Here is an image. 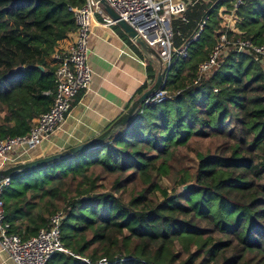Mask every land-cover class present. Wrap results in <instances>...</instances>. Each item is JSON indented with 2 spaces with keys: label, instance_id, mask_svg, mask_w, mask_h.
<instances>
[{
  "label": "trees",
  "instance_id": "16d2710c",
  "mask_svg": "<svg viewBox=\"0 0 264 264\" xmlns=\"http://www.w3.org/2000/svg\"><path fill=\"white\" fill-rule=\"evenodd\" d=\"M230 1L198 3L187 22L174 21L175 46L189 42L188 54L175 58L164 82L179 94L145 106L94 148L11 176L4 200L12 231L31 238L64 207V244L93 264H264V73L250 55L231 52L194 84L220 35L218 11ZM84 3L0 0V138L28 133L51 107V58ZM238 14L237 35L264 43V0L248 1ZM147 70L156 80L151 60ZM195 139L215 146L197 150L192 173L176 160L184 162L181 148ZM161 176L196 185L171 194ZM49 264L87 263L58 252Z\"/></svg>",
  "mask_w": 264,
  "mask_h": 264
},
{
  "label": "built area",
  "instance_id": "2783aa9c",
  "mask_svg": "<svg viewBox=\"0 0 264 264\" xmlns=\"http://www.w3.org/2000/svg\"><path fill=\"white\" fill-rule=\"evenodd\" d=\"M108 5L125 20L134 32L145 39L162 57L168 70L175 58L188 54L189 42L181 47L175 46L174 21H188V10L198 3H210L211 0H105ZM250 0H232V6H221L219 38L207 59L198 66L194 84L200 85L203 80L216 71L231 52L250 55L264 73V43H257L252 38L238 36V24L241 22L238 10ZM208 20L206 16L199 23L194 34L197 39ZM76 29L73 43L68 49H57L52 55L56 65V87L47 93L53 94L51 107L38 115L28 133L0 138V159L16 163L23 157L25 161L33 159L32 154L45 141L60 130L69 115L78 95L90 88L93 70L89 64L91 53L90 36L95 23L104 26L118 25V20L110 16L101 0H85L84 5L75 13ZM131 40L136 43L135 38ZM137 44V43H136ZM165 87V82L151 94L141 106L143 113L147 105L157 104L177 95ZM12 183L9 176L0 178V248L14 264H49L58 252L71 254L87 264L94 262L90 257L71 251L63 242L62 225L66 217L64 209L55 212L49 225L43 227L31 238L24 239L12 231V223L7 220L5 212L4 190ZM106 258L95 264H107Z\"/></svg>",
  "mask_w": 264,
  "mask_h": 264
},
{
  "label": "crops",
  "instance_id": "0c3cea01",
  "mask_svg": "<svg viewBox=\"0 0 264 264\" xmlns=\"http://www.w3.org/2000/svg\"><path fill=\"white\" fill-rule=\"evenodd\" d=\"M223 6L229 7L227 3ZM115 26L94 24L90 36L89 64L93 70L90 88L78 95L64 126L34 151L31 158L50 155L97 136L153 86L155 80L149 79L147 70L151 58L127 35L132 45ZM72 43L71 33L59 42L57 49H68ZM146 84L149 87L144 89ZM50 139L55 140V145L49 144ZM0 264H14L1 248Z\"/></svg>",
  "mask_w": 264,
  "mask_h": 264
},
{
  "label": "water",
  "instance_id": "95a60500",
  "mask_svg": "<svg viewBox=\"0 0 264 264\" xmlns=\"http://www.w3.org/2000/svg\"><path fill=\"white\" fill-rule=\"evenodd\" d=\"M104 4L105 9L110 14V16L114 19L118 20V25H121L125 32L135 38L137 45L143 50L145 54L151 58L150 60L154 62L157 66V77L152 87L148 88L141 96L135 99L128 110L115 122L108 129L104 132L98 134L97 136L91 138L88 141L82 142L80 144L74 145L70 148L65 150L52 153L50 155L41 156L38 158H33L30 160H26L24 162L15 164L9 168L0 169V178L9 176L11 177L15 173L23 172V171H30L35 168H41L42 166H46V164L58 161L64 157L79 153L83 150L94 148L104 140L108 139L114 132L118 131L121 127L127 124L136 113L140 110L141 106L143 105L144 101L154 92H156L161 86L162 83L165 81V75L167 69L165 68L164 61L160 54L141 36H138L132 27L125 21L120 19L119 15L108 5L105 0H101ZM42 70H44L43 66H39ZM195 182H189L182 186L183 191H188L195 186Z\"/></svg>",
  "mask_w": 264,
  "mask_h": 264
},
{
  "label": "rangeland",
  "instance_id": "374dc122",
  "mask_svg": "<svg viewBox=\"0 0 264 264\" xmlns=\"http://www.w3.org/2000/svg\"><path fill=\"white\" fill-rule=\"evenodd\" d=\"M114 28L117 31L121 32V34L123 33L125 35H128L125 32V30L122 28L121 25L115 26ZM214 146H215V143H214L213 140H209V139H195L194 141H192V143H191L189 148H184V147L181 148V153H183L185 160H184V162L181 161V160H176V164L179 166V168H181V164H183L184 167L185 166L188 167L190 169V171L193 173L194 170H196L197 163H198V156H197V153H196L197 150H201V151L205 152L208 149L214 148ZM26 157H23L22 159H20L16 163L9 162V161L4 162L3 159H0V165L2 167L1 169L9 168V167H11V166H13V165H15L17 163H21V162L25 161ZM160 183L162 184V186H167L169 188V191H170L171 194H174V191L175 192L183 191V188L181 186H178V187L174 186L173 183H172V179L167 177V176H161L160 177ZM126 196H127V194H124V197H126ZM62 209H64V207Z\"/></svg>",
  "mask_w": 264,
  "mask_h": 264
},
{
  "label": "bare ground",
  "instance_id": "6f19581e",
  "mask_svg": "<svg viewBox=\"0 0 264 264\" xmlns=\"http://www.w3.org/2000/svg\"><path fill=\"white\" fill-rule=\"evenodd\" d=\"M49 141H50L51 145H55V140L54 139H50Z\"/></svg>",
  "mask_w": 264,
  "mask_h": 264
}]
</instances>
